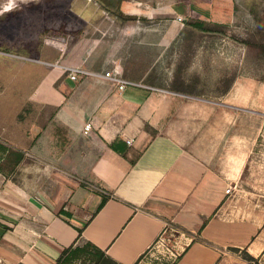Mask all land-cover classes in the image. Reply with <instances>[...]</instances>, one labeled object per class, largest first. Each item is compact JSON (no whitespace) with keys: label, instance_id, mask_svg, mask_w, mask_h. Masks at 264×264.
Wrapping results in <instances>:
<instances>
[{"label":"crops","instance_id":"1","mask_svg":"<svg viewBox=\"0 0 264 264\" xmlns=\"http://www.w3.org/2000/svg\"><path fill=\"white\" fill-rule=\"evenodd\" d=\"M79 29L77 43L44 59L16 54L21 39L6 52L0 35V143L20 153L15 178L0 169V222L11 227L0 226V264H56L66 248L88 243L115 263L135 264L168 230L181 248L173 264H264V171L251 156L233 171L215 167L218 106L166 77L176 70L165 59L166 38H135L145 29L133 23L90 21ZM65 66H117L152 88L73 80ZM23 77L31 89H22ZM247 85L237 79L228 89ZM71 137L95 151L91 161ZM114 140L126 155L109 147Z\"/></svg>","mask_w":264,"mask_h":264},{"label":"rangeland","instance_id":"2","mask_svg":"<svg viewBox=\"0 0 264 264\" xmlns=\"http://www.w3.org/2000/svg\"><path fill=\"white\" fill-rule=\"evenodd\" d=\"M90 21L141 25L145 30L135 38L165 37L169 43L165 59L176 65L175 72L167 70L166 77L175 75L180 84L218 106L213 121L212 149H218L215 167L221 172L233 171L251 156L264 171V88L254 89L264 84V54L259 46L242 42L250 38L263 41L264 0H0V35L5 36V50L10 52L14 40L21 39L22 46L16 47L21 53L16 54L27 60L33 55L38 59L60 57L69 44L78 42L84 34L79 28ZM199 21L209 31L196 28ZM103 27L97 35H105ZM110 32L112 38L119 36V31ZM149 53L154 59L157 48L151 47ZM237 79L250 85L228 89ZM18 82L7 81L6 85ZM0 83L4 84L2 78ZM31 86V79L23 77L22 89ZM249 97L255 107L248 105ZM260 99L263 105L259 109ZM69 139L73 149L86 151L85 162L92 160L95 151L83 141ZM0 144V169L13 179L20 153L10 143ZM178 240L175 232L165 231L136 264H173L181 251ZM95 259L96 251L86 246L82 255L68 253L60 264H94Z\"/></svg>","mask_w":264,"mask_h":264},{"label":"built area","instance_id":"3","mask_svg":"<svg viewBox=\"0 0 264 264\" xmlns=\"http://www.w3.org/2000/svg\"><path fill=\"white\" fill-rule=\"evenodd\" d=\"M64 71L65 72L69 71V76L73 80H76L79 75H85L95 79L107 81L108 83H111L119 90H124L127 87L152 88L144 84L142 81H134L123 77L122 71L117 66H114L113 68L105 71H89L82 66H76V67L65 66ZM91 127H92L91 123H87L85 125V133H88ZM126 142L128 144H132L133 140L126 139ZM232 189H233L232 186L228 187L227 192H230Z\"/></svg>","mask_w":264,"mask_h":264},{"label":"trees","instance_id":"4","mask_svg":"<svg viewBox=\"0 0 264 264\" xmlns=\"http://www.w3.org/2000/svg\"><path fill=\"white\" fill-rule=\"evenodd\" d=\"M125 18L131 19L130 17H125ZM203 24L204 23L199 21V22H197L195 24V27L200 29V30H203V31H209ZM242 42H244L246 44L259 46L261 48L263 54H264V36H263V41H261V42L260 41H255V40H253L251 38L250 39H246V40H244ZM108 145H109L110 148H112L113 150L119 152L120 154L126 155L125 151L127 149H125L123 147V145H122V143L120 141L114 140V141L108 143ZM0 147L2 148L3 146L0 144ZM19 156H20V154H19ZM61 213L65 214L67 216H70V213L65 211V210H62ZM0 226H3V228L6 229V230L11 229V227L8 226V225H2L1 222H0ZM86 246H90L96 251L97 259H95L94 264H109V263L118 264V263H115L114 261H112L110 258L106 257V255L104 254V252L102 250H100L99 248H97L96 246H94L91 243H88L84 247H79V246L74 247L73 245H71L70 247L66 248L61 253V255L57 258L56 264L62 263L63 259H65V256L68 253H72L75 257H78V256L82 255L86 251Z\"/></svg>","mask_w":264,"mask_h":264},{"label":"bare ground","instance_id":"5","mask_svg":"<svg viewBox=\"0 0 264 264\" xmlns=\"http://www.w3.org/2000/svg\"><path fill=\"white\" fill-rule=\"evenodd\" d=\"M263 95V94H262Z\"/></svg>","mask_w":264,"mask_h":264}]
</instances>
